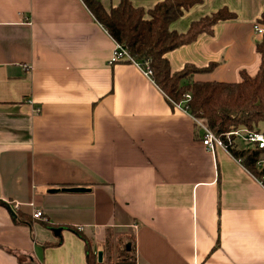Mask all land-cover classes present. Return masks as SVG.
<instances>
[{
    "label": "crops",
    "instance_id": "1",
    "mask_svg": "<svg viewBox=\"0 0 264 264\" xmlns=\"http://www.w3.org/2000/svg\"><path fill=\"white\" fill-rule=\"evenodd\" d=\"M220 7L236 16L168 51L172 71L215 62L194 79L256 73L264 0H202L170 27ZM113 48L82 0H0V264H88L66 225L96 262L102 251L97 264L114 263L109 239L128 237L133 264H264V186L226 149H206L193 117L135 64H109ZM76 186L88 191H48Z\"/></svg>",
    "mask_w": 264,
    "mask_h": 264
},
{
    "label": "trees",
    "instance_id": "2",
    "mask_svg": "<svg viewBox=\"0 0 264 264\" xmlns=\"http://www.w3.org/2000/svg\"><path fill=\"white\" fill-rule=\"evenodd\" d=\"M201 1L160 0L151 8L143 9L133 6L131 0H119L117 5L110 8H105L101 0H82L114 41L125 47L135 59L148 61L152 71L151 79L167 99L172 103H181L191 116L203 119L227 151L264 186V148L246 144L240 147L238 143L241 139L229 134L241 128L262 131L264 134V10L253 24V29L255 26L263 28L260 37L255 40V50L260 58L256 73L251 75L241 69L239 80L234 82L195 80L196 73L210 71L216 63L210 62L204 67L188 63L182 69L172 71L165 54L193 42L203 32L212 33L216 23L236 16L227 7H220L192 20L184 32L170 27L184 11ZM186 94H189L188 99ZM11 214L16 223H31L25 214ZM42 224L53 228L46 221H42ZM62 228L72 230L84 241L86 262L97 264L88 238L74 227L66 225ZM129 241L131 244L126 243L124 249L122 246L119 249L131 253L130 259L125 262L133 264L134 245L130 237L127 238V242Z\"/></svg>",
    "mask_w": 264,
    "mask_h": 264
},
{
    "label": "built area",
    "instance_id": "3",
    "mask_svg": "<svg viewBox=\"0 0 264 264\" xmlns=\"http://www.w3.org/2000/svg\"><path fill=\"white\" fill-rule=\"evenodd\" d=\"M254 29L259 34L263 32V28L260 26H255ZM121 60H126L135 64L138 68L141 69V71L144 73L146 77L151 79L152 71L148 66V61L144 60V62H141L135 59L133 56L130 55V53L125 47H123L120 43L114 41V48L108 63L111 64ZM185 97L188 99L189 94H186ZM174 104L179 109L187 112L183 108V105L181 103H174ZM193 119L201 130V142L206 149H208L211 152L214 151L215 147H221L226 149L222 141L208 128V126L206 125L203 119L196 117H193ZM229 134H233L237 136L239 139L243 140V142L248 146H257L258 148H264V134L262 133V131L248 130L246 128H241L236 131L229 132ZM259 164L261 165L262 162H260ZM17 208H18V203H13L12 205L13 211H16ZM32 216L38 219L44 218L42 211L39 209L34 210L32 212Z\"/></svg>",
    "mask_w": 264,
    "mask_h": 264
},
{
    "label": "rangeland",
    "instance_id": "4",
    "mask_svg": "<svg viewBox=\"0 0 264 264\" xmlns=\"http://www.w3.org/2000/svg\"><path fill=\"white\" fill-rule=\"evenodd\" d=\"M241 141L239 140L238 145L240 147H244L245 143L243 141L242 142ZM109 241L106 243V248H107L108 252L111 253L112 257L114 258L113 264H126L125 261H128L130 259L131 253H125V251H123L122 249H119V247H121V246L123 247L124 244H126V243L131 244V241L127 242V239H123V238H120L119 241H117V243L113 242L111 239H109ZM123 249H124V247H123ZM125 254H127L126 257H125ZM122 261H124V262H122Z\"/></svg>",
    "mask_w": 264,
    "mask_h": 264
},
{
    "label": "water",
    "instance_id": "5",
    "mask_svg": "<svg viewBox=\"0 0 264 264\" xmlns=\"http://www.w3.org/2000/svg\"><path fill=\"white\" fill-rule=\"evenodd\" d=\"M59 190H62V191H68V192H85V191H88L87 188L85 187H68V188H62V189H50L48 190L49 192H57ZM55 232H59L60 231V227H56L53 229ZM97 262L98 263H101L102 262V251H98L97 252Z\"/></svg>",
    "mask_w": 264,
    "mask_h": 264
}]
</instances>
